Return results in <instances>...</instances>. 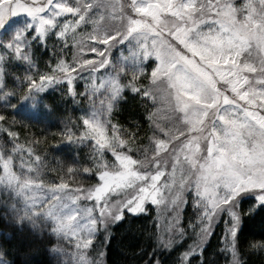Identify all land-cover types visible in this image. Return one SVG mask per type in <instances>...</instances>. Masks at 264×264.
Listing matches in <instances>:
<instances>
[{
  "label": "snow or ice",
  "instance_id": "1",
  "mask_svg": "<svg viewBox=\"0 0 264 264\" xmlns=\"http://www.w3.org/2000/svg\"><path fill=\"white\" fill-rule=\"evenodd\" d=\"M258 214L264 0H0V264H250Z\"/></svg>",
  "mask_w": 264,
  "mask_h": 264
},
{
  "label": "trees",
  "instance_id": "2",
  "mask_svg": "<svg viewBox=\"0 0 264 264\" xmlns=\"http://www.w3.org/2000/svg\"><path fill=\"white\" fill-rule=\"evenodd\" d=\"M61 113H54L51 116L44 118V123H35L34 130L38 134L41 133V129L48 127L50 130L54 129L60 124ZM128 116L127 111L121 115L123 120ZM264 229V222L261 221L260 215L258 214L254 219L246 222V231L259 233ZM115 239L112 240L111 245L107 251V264H126L123 253L127 252L126 248L127 238L123 237V227L113 229ZM215 237L212 238L215 243ZM43 257L37 256V260H42ZM250 264H264V256L255 255L250 258Z\"/></svg>",
  "mask_w": 264,
  "mask_h": 264
}]
</instances>
